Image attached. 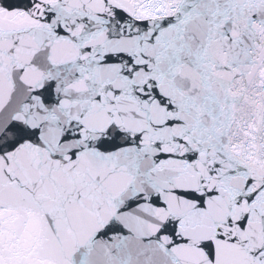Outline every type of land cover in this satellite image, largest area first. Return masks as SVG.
<instances>
[{
  "label": "snow or ice",
  "instance_id": "snow-or-ice-1",
  "mask_svg": "<svg viewBox=\"0 0 264 264\" xmlns=\"http://www.w3.org/2000/svg\"><path fill=\"white\" fill-rule=\"evenodd\" d=\"M0 264H264V0H0Z\"/></svg>",
  "mask_w": 264,
  "mask_h": 264
}]
</instances>
